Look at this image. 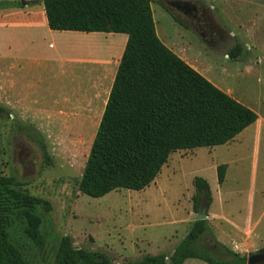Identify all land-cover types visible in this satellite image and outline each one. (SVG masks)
Returning a JSON list of instances; mask_svg holds the SVG:
<instances>
[{
    "label": "rangeland",
    "instance_id": "1",
    "mask_svg": "<svg viewBox=\"0 0 264 264\" xmlns=\"http://www.w3.org/2000/svg\"><path fill=\"white\" fill-rule=\"evenodd\" d=\"M203 1L226 42L212 45L211 36L204 39L194 22L175 19L153 0L157 33L199 72L255 110L261 121L229 143L173 152L143 190L121 188L102 197L79 190L109 91L95 86L99 65L71 62L66 51L62 59L42 64L0 61L10 85L0 84V173L16 176L52 205L50 211L41 210L42 243L26 235L22 221L11 229L31 264H54L63 235L77 247L106 252L117 263L147 254L170 256L202 211L211 231L199 248L217 258L230 257V249L247 260L264 248V0ZM238 44L241 53L232 57ZM222 163L228 167L220 183L217 167ZM196 176L205 177L212 192L209 207L202 194L199 211ZM184 264L209 263L190 258Z\"/></svg>",
    "mask_w": 264,
    "mask_h": 264
},
{
    "label": "trees",
    "instance_id": "2",
    "mask_svg": "<svg viewBox=\"0 0 264 264\" xmlns=\"http://www.w3.org/2000/svg\"><path fill=\"white\" fill-rule=\"evenodd\" d=\"M152 2L43 0L51 29L129 36L79 184V190L92 197L121 188L143 190L155 181L173 152L229 143L259 118L255 110L221 89L161 40ZM7 3L0 1V9ZM12 3L21 5L20 1ZM241 49L238 44L231 56H238ZM39 143L46 152L44 141ZM227 167V163L217 167L220 183ZM25 185L14 175L0 173V264H31L11 235L17 222H24L29 238L43 242L41 210L50 211L52 205ZM194 185L195 208L199 211L203 193L209 207V181L196 176ZM207 231H211L209 220L196 219L172 255L147 254L123 263L115 262L104 251L77 247L69 235H63L54 264H184L190 258L209 264H248L245 255L230 249V257L217 258L199 248Z\"/></svg>",
    "mask_w": 264,
    "mask_h": 264
},
{
    "label": "crops",
    "instance_id": "3",
    "mask_svg": "<svg viewBox=\"0 0 264 264\" xmlns=\"http://www.w3.org/2000/svg\"><path fill=\"white\" fill-rule=\"evenodd\" d=\"M0 1L8 2L0 9V61L13 59L16 62L25 60L31 64H42L49 60L62 59L59 57L66 51L71 62L87 61L99 65L100 75L95 86L105 85L109 90L103 105V114L128 34L54 30L49 26L43 0H24L26 3H22L23 0ZM14 1H20L21 5L13 4ZM82 39L99 43L103 51L100 47L89 49L91 45L78 42ZM109 39L110 42L107 41ZM8 77L0 67V84L10 86ZM258 121H261L260 116L256 122Z\"/></svg>",
    "mask_w": 264,
    "mask_h": 264
},
{
    "label": "flooded vegetation",
    "instance_id": "4",
    "mask_svg": "<svg viewBox=\"0 0 264 264\" xmlns=\"http://www.w3.org/2000/svg\"><path fill=\"white\" fill-rule=\"evenodd\" d=\"M159 2L170 14L177 20H185L188 23L194 22L196 31L206 39L207 35H210L212 40L209 42L214 46H219L221 42H226V33L220 29L219 24L214 22L207 4L203 0H155ZM180 14V15H179ZM181 14L186 17L182 18ZM192 25V24H191ZM193 26V25H192ZM204 30L200 32V30ZM207 40V39H206ZM232 43H230L231 45ZM256 255H264V248ZM253 264H264V258L254 262Z\"/></svg>",
    "mask_w": 264,
    "mask_h": 264
},
{
    "label": "water",
    "instance_id": "5",
    "mask_svg": "<svg viewBox=\"0 0 264 264\" xmlns=\"http://www.w3.org/2000/svg\"><path fill=\"white\" fill-rule=\"evenodd\" d=\"M22 3H26V1H22ZM207 218V214L202 211L197 215V219H205ZM262 250V249H261ZM260 250H257L255 252H252L248 258V264H253L254 262H257L259 260H261L262 258H264V255H256L257 252H259ZM167 260L169 261L170 258H167Z\"/></svg>",
    "mask_w": 264,
    "mask_h": 264
}]
</instances>
